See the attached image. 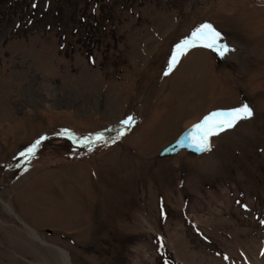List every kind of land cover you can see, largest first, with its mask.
I'll list each match as a JSON object with an SVG mask.
<instances>
[{
    "label": "rangeland",
    "instance_id": "1",
    "mask_svg": "<svg viewBox=\"0 0 264 264\" xmlns=\"http://www.w3.org/2000/svg\"><path fill=\"white\" fill-rule=\"evenodd\" d=\"M93 1L1 13L0 264H68L58 247L70 264H264V0ZM204 24L230 51L189 48L165 76ZM245 105L206 153L158 158Z\"/></svg>",
    "mask_w": 264,
    "mask_h": 264
},
{
    "label": "snow or ice",
    "instance_id": "2",
    "mask_svg": "<svg viewBox=\"0 0 264 264\" xmlns=\"http://www.w3.org/2000/svg\"><path fill=\"white\" fill-rule=\"evenodd\" d=\"M36 5L34 4L33 7ZM221 34L213 29L210 24H204L196 28L189 38H186L176 46V49L168 64L167 70L164 75L167 76L179 62L180 56L185 54L189 48L203 46L214 51L218 56L224 57L230 51L226 44L219 43ZM252 116V110L247 106H242L229 111L213 112L206 116L200 123L193 126L192 130L183 140L188 141L187 146L194 148L196 151L203 152L209 150L210 137L219 134L227 129L233 128L238 121ZM133 118L130 116L122 124L128 128L132 126ZM125 129L121 128L111 141H106L104 135L97 134L93 137H85L78 141L81 147H85L87 151L93 150V145L99 143H114L117 139L124 135ZM37 141L31 148L28 149L27 155L34 156L35 149L39 145ZM180 147L185 145L181 142L178 144ZM21 155H25L22 153Z\"/></svg>",
    "mask_w": 264,
    "mask_h": 264
},
{
    "label": "water",
    "instance_id": "3",
    "mask_svg": "<svg viewBox=\"0 0 264 264\" xmlns=\"http://www.w3.org/2000/svg\"><path fill=\"white\" fill-rule=\"evenodd\" d=\"M193 126H191L189 129L184 131L175 141H173L170 144H168L167 146H165L159 152L158 158L165 159V158L173 157V156H175L176 154H178L179 152H182V151H185V152H188V153H192L194 155H201V154L205 153L206 151L199 152V151H196L194 148L187 146L188 141L183 140V138L185 136H187L189 134V132L192 130ZM181 142L185 145L184 147L178 146V144L181 143Z\"/></svg>",
    "mask_w": 264,
    "mask_h": 264
},
{
    "label": "trees",
    "instance_id": "4",
    "mask_svg": "<svg viewBox=\"0 0 264 264\" xmlns=\"http://www.w3.org/2000/svg\"><path fill=\"white\" fill-rule=\"evenodd\" d=\"M58 1L59 0H57V2ZM66 2L68 3V1H66ZM67 3H64L62 5H56V3H55V5L53 6V10H54L56 16L61 14V12L64 9V5H66ZM92 3H93V10H94V12L90 13V16H92V15L93 16H96L95 15V12H96L97 7L99 6V9H101V7L103 6L102 0H94ZM11 6H13V7H11ZM13 9H14V5L12 3V0H0V16H2L1 13L8 14ZM101 13H99V14H101ZM97 20H98V18H94L95 25L93 27L96 26ZM82 21H84V18L83 17L81 18V21L80 22L82 23ZM88 28L91 30V26H88Z\"/></svg>",
    "mask_w": 264,
    "mask_h": 264
},
{
    "label": "bare ground",
    "instance_id": "5",
    "mask_svg": "<svg viewBox=\"0 0 264 264\" xmlns=\"http://www.w3.org/2000/svg\"><path fill=\"white\" fill-rule=\"evenodd\" d=\"M24 227H25V229L27 230V232L29 233V235L34 239V240H36V241H38L39 243H41L42 245H45V246H47L38 236H37V232L35 233L32 229H30L29 227H27V226H25L24 225ZM59 248V247H58ZM58 248H55V251L57 252V253H59V255L61 256V257H63L64 259H66V256H67V258H68V264L70 263V260H69V256L67 255L68 253L64 250V251H62L61 250V248L60 249H58ZM54 250V249H53Z\"/></svg>",
    "mask_w": 264,
    "mask_h": 264
}]
</instances>
